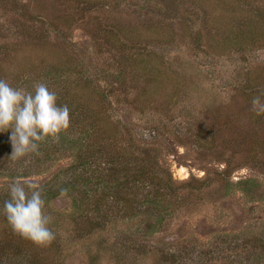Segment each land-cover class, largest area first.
<instances>
[{"label":"rangeland","instance_id":"obj_1","mask_svg":"<svg viewBox=\"0 0 264 264\" xmlns=\"http://www.w3.org/2000/svg\"><path fill=\"white\" fill-rule=\"evenodd\" d=\"M247 1L264 10V0ZM233 2L0 0V50L11 53L2 79L50 90L53 71L24 67L61 56L69 82L94 89L92 112L118 136L119 146H105L95 162L108 173L107 160L124 149L167 186L163 199L153 196L160 187L138 184L125 208L107 199L108 214L82 228L86 193L70 188L76 153L97 148L102 136L91 133L92 113L73 103L74 132L20 159L11 158V143L7 149L0 237L11 229L2 208L15 182L41 191L54 240L20 254L19 240L4 246L0 238V264H264V114L251 106L264 93V34L247 46L227 44L241 26ZM115 180L123 183L121 174ZM104 191L94 186L90 195Z\"/></svg>","mask_w":264,"mask_h":264},{"label":"trees","instance_id":"obj_2","mask_svg":"<svg viewBox=\"0 0 264 264\" xmlns=\"http://www.w3.org/2000/svg\"><path fill=\"white\" fill-rule=\"evenodd\" d=\"M234 1V10L231 12L237 14V18L240 17V19L238 20L242 21L237 22L238 20H235V16L234 23L238 25L240 24L241 26H238L237 30L231 34L232 36L228 37L227 44H230L231 46H236L237 44L247 46L254 43V38L256 41L262 40V34H264V10L254 9L253 7H251L252 5L247 0ZM259 32H261V34H259ZM10 57L11 53L9 51L0 50V79L3 78L1 66L5 65V63L9 61ZM50 60V63H41V67H37V65L35 64H25L24 70L33 71V68L36 67L43 69L42 73L53 71L52 74H55L51 78V83H54V85H52L50 89L51 91H55L54 89L58 88V85L60 83L64 84L68 82L69 84H71L70 87H65L63 92L56 94L57 104L59 106L67 105L69 109L70 107H72L73 103H76L80 107L84 106V111L87 110L92 113V116L90 117L91 121H89V127H91L92 129L91 133L94 136H102L99 145H96L97 148L94 149L93 147L91 148L90 146H88L84 151L82 149H78V152L76 153L77 162L76 166H74L73 169L74 179L70 185V188H79L82 186V188H84V192L86 193L84 195V200L81 203V215H83L84 217L82 216L83 221H81L79 225H81L82 228H89L87 226L88 224L91 225V227L98 225L97 220L94 219H98L99 216L103 217L108 214V211H110L109 209L111 203H106L107 199L109 200L113 198L115 199L114 201L116 204H120L121 206H123V208L128 207V203L134 201V198H136L137 196L138 189L136 188L138 184L146 183L156 188L160 187V191L155 190L153 196L154 198L166 199V195L165 193H163L167 190L166 184H164L157 175L150 173L149 166L147 165L148 163L144 159L137 160L133 155L128 154L124 149H117L118 151L116 152H118V154L115 153L114 157H112L113 159H110V161L107 160L106 162L108 165V173H105V169L104 167L101 168L100 163L97 164L95 162L97 161L98 156L101 158L103 157L100 152H102L101 150H103L105 146H107V148L109 146L111 147L112 145H116V147L119 146V144H115L118 143V136L112 130H110V128H108L110 127V125L106 123V121L102 118V112H100V110H98V113L92 112L94 104L92 103L91 99H89V97H91L94 89L91 88L88 84H85V81H82V79L81 81L79 79L77 82H69V80L72 79V75L68 74L70 71L66 70L68 67L66 63L62 61L61 56H56V54H53ZM87 88L89 91L88 94L82 93ZM68 90L69 92L72 91L73 93L72 99L67 94ZM79 94L86 95V99H80ZM70 118H72L71 111H69V121ZM95 122H97L98 125H96ZM84 129L85 127L83 125L81 130L83 131ZM66 131L74 132V126L69 123ZM86 132L88 133V131ZM91 133H88V138L94 141V136H92ZM7 136L8 134L6 132L0 133V175L2 174V170H4L5 168V160L8 157V155H6V152L8 147H10V142L7 140ZM45 144L46 142L40 143L39 148L43 150V146ZM106 150L109 151L110 149ZM131 164L133 165V167H131ZM120 174L123 178V183L117 184L115 176H119ZM129 177H131V180L129 179ZM94 186H102V188L105 190V193L101 197H96V194L94 193L90 195V188ZM64 188L67 189V187ZM130 188H132V190H129ZM116 194H119V196L117 197ZM5 198L6 197H3V199ZM1 203L2 198H0V207L2 206ZM80 217L81 216H79L78 218ZM3 236L4 237L0 238L3 239L4 242H2V244L4 246H7V244H10L11 242L14 243L16 240H19V245L25 246V248L19 249L17 253L26 254L27 250L37 249V246L29 240L23 239L19 235L14 234L12 229L8 230L7 232H3ZM17 247L18 245H16V248Z\"/></svg>","mask_w":264,"mask_h":264},{"label":"clouds","instance_id":"obj_3","mask_svg":"<svg viewBox=\"0 0 264 264\" xmlns=\"http://www.w3.org/2000/svg\"><path fill=\"white\" fill-rule=\"evenodd\" d=\"M262 96L264 93L251 101L257 115L264 114ZM68 126L69 108L59 106L56 93L45 84H37L32 91H27L0 79V133L11 132V158L37 153L40 143L58 138ZM65 192L62 190L61 195ZM8 194L2 213L13 233L39 247L50 244L54 234L48 227L50 217L44 212L45 199L41 191L13 182L8 186Z\"/></svg>","mask_w":264,"mask_h":264}]
</instances>
